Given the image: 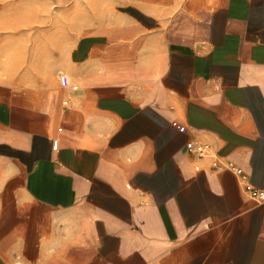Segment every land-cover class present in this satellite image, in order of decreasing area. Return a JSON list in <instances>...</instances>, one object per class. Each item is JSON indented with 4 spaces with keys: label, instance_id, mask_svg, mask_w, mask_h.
Listing matches in <instances>:
<instances>
[{
    "label": "crops",
    "instance_id": "obj_1",
    "mask_svg": "<svg viewBox=\"0 0 264 264\" xmlns=\"http://www.w3.org/2000/svg\"><path fill=\"white\" fill-rule=\"evenodd\" d=\"M132 5L0 81V264H264V0Z\"/></svg>",
    "mask_w": 264,
    "mask_h": 264
},
{
    "label": "rangeland",
    "instance_id": "obj_2",
    "mask_svg": "<svg viewBox=\"0 0 264 264\" xmlns=\"http://www.w3.org/2000/svg\"><path fill=\"white\" fill-rule=\"evenodd\" d=\"M138 0H0V81L52 94L69 47Z\"/></svg>",
    "mask_w": 264,
    "mask_h": 264
},
{
    "label": "built area",
    "instance_id": "obj_3",
    "mask_svg": "<svg viewBox=\"0 0 264 264\" xmlns=\"http://www.w3.org/2000/svg\"><path fill=\"white\" fill-rule=\"evenodd\" d=\"M188 150L193 152L197 157L203 156H212L215 157L210 152V147L208 144L199 143V142H190L188 144ZM216 158V157H215ZM214 168H219L222 164H219L216 159H213ZM197 167V166H196ZM227 168H231L233 172L238 177V180L241 184L244 194L253 200L261 201L264 200V184L261 187H256L250 183L247 175L243 172L242 168L235 166L232 162L227 161Z\"/></svg>",
    "mask_w": 264,
    "mask_h": 264
}]
</instances>
